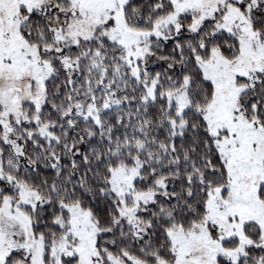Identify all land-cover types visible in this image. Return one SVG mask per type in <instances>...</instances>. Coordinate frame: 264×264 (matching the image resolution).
<instances>
[{
    "label": "snow or ice",
    "instance_id": "snow-or-ice-1",
    "mask_svg": "<svg viewBox=\"0 0 264 264\" xmlns=\"http://www.w3.org/2000/svg\"><path fill=\"white\" fill-rule=\"evenodd\" d=\"M0 264H264V0H0Z\"/></svg>",
    "mask_w": 264,
    "mask_h": 264
}]
</instances>
